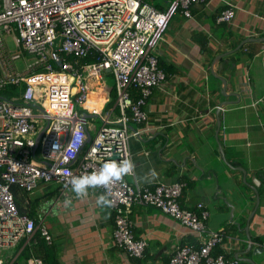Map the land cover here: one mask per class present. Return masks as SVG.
Here are the masks:
<instances>
[{
    "label": "crops",
    "instance_id": "crops-1",
    "mask_svg": "<svg viewBox=\"0 0 264 264\" xmlns=\"http://www.w3.org/2000/svg\"><path fill=\"white\" fill-rule=\"evenodd\" d=\"M228 2L235 19L218 23ZM191 15L179 12L153 52L167 79L147 100V124L132 125L144 132L131 139L135 170L126 179L142 187L184 184L181 206L197 211L203 204L207 229L225 234L214 254L264 264V0H207L192 6ZM88 85L103 89L101 116L114 112L115 120L116 102L108 108L113 75ZM40 186L45 200L33 192L23 196L24 208L48 229L61 264H170L177 246L199 248L206 239L159 209L136 205L133 232L148 247L142 259H134L115 243L112 209L96 203L103 190L90 188L87 198L78 199L59 184ZM47 186L53 189L45 194ZM49 199L50 208L43 210ZM26 243L9 249L11 261L4 264H29L19 257ZM29 251L31 258L45 257L42 249Z\"/></svg>",
    "mask_w": 264,
    "mask_h": 264
},
{
    "label": "built area",
    "instance_id": "built-area-1",
    "mask_svg": "<svg viewBox=\"0 0 264 264\" xmlns=\"http://www.w3.org/2000/svg\"><path fill=\"white\" fill-rule=\"evenodd\" d=\"M165 1L166 9L158 10L141 0H0V91L21 88L12 98L0 97V256L22 241L36 244L38 231L52 243L43 222L21 214L19 197L32 194L40 183L71 189L73 176L97 171L108 161L133 162L130 142L140 139L144 129L132 125L147 124V100L167 79L153 52L179 12L191 18L192 6L207 0ZM227 6L218 23L235 19V6ZM88 56L95 60L82 63ZM106 74L114 77L120 114L112 120L114 112L101 116L95 106L89 108L88 114L103 122L96 130L95 119L84 118L73 99L87 106L89 80H103ZM99 188L112 201L115 243L128 256L143 258L147 248L134 235L131 220L134 206L143 204L199 238L206 236L199 248L177 246L170 264H240L214 254L225 234L207 229L203 204L197 211L180 205L183 184L133 187L125 177L110 191ZM29 264L44 263L33 257Z\"/></svg>",
    "mask_w": 264,
    "mask_h": 264
},
{
    "label": "clouds",
    "instance_id": "clouds-1",
    "mask_svg": "<svg viewBox=\"0 0 264 264\" xmlns=\"http://www.w3.org/2000/svg\"><path fill=\"white\" fill-rule=\"evenodd\" d=\"M84 115H91V114L85 112ZM87 118L91 119L98 117H87ZM134 170H135V164L132 162L130 158L122 159L120 161H115V160L108 161L103 163V165L97 171H93L91 173H85L81 176H73L70 180L71 190L75 194V197L78 199L87 198V196L89 195L90 188L94 189L98 187H103L106 190L110 191L112 185H114L117 182L123 181V179L126 176H132ZM151 175L155 177L156 174L154 170L151 172ZM129 183L131 186L135 187L133 183L131 182ZM168 185H172V184H168ZM65 203L70 205L71 200H66ZM96 203L101 209H107L112 206V201L111 199H109L108 194L100 195Z\"/></svg>",
    "mask_w": 264,
    "mask_h": 264
},
{
    "label": "trees",
    "instance_id": "trees-1",
    "mask_svg": "<svg viewBox=\"0 0 264 264\" xmlns=\"http://www.w3.org/2000/svg\"><path fill=\"white\" fill-rule=\"evenodd\" d=\"M141 1L153 6L154 8H156L158 10H165L167 7L164 0H141ZM165 5H166V7H165ZM94 60H95V57L88 56L82 60V63L92 62ZM116 97H117V95H116V90H115V86H114L112 88L111 101L108 104V108H109V106H112L116 102ZM15 193H17V192H15ZM25 196H29V194H25ZM22 198H24V197L22 196ZM22 198L19 197L17 200L18 207L20 209L21 214L22 215L30 214V217L33 218L32 212L28 213L27 211H25V208H24L25 204H24V200ZM34 217H35V215H34ZM114 226H115V220H114ZM114 229H115V227H114ZM35 238H36V244H34L33 246L25 245V247L22 250V253L20 254L19 257L22 256L27 261L31 258L30 257L31 253L29 251V248L33 249V250L35 249L36 251L42 249L43 255L45 256L42 258L44 264H61L60 259H59L58 246H56L54 243L47 244L46 241L41 237V233L39 231L36 232ZM34 254H35V252H34Z\"/></svg>",
    "mask_w": 264,
    "mask_h": 264
},
{
    "label": "rangeland",
    "instance_id": "rangeland-1",
    "mask_svg": "<svg viewBox=\"0 0 264 264\" xmlns=\"http://www.w3.org/2000/svg\"><path fill=\"white\" fill-rule=\"evenodd\" d=\"M8 42H9V44H10V47H11V49H14V45H13V43H12V40L11 39H9L8 40ZM57 45H58V43H57ZM155 52V51H154ZM18 67L19 68H23L24 66H23V63H19L18 64ZM108 82H109V87H112L113 86V81L111 80V78H108ZM90 81V83H93V80H89ZM20 90H21V88H12V87H9L6 91H0V97H8V98H12V96H14L16 93H20ZM92 92H94L95 94H97V96H98V98H101V101L103 102L104 101V91H103V89L102 88H98L97 90L96 89H94ZM105 96H106V94H105ZM73 101H74V103H75V107H76V110L77 111H79L80 113H89V107L88 106H86L85 104H80V103H77L76 102V99L74 98L73 99ZM100 111H102V109H100ZM94 119H96V118H94ZM95 124V123H94ZM102 124H103V122H102V120H101V118H97L96 119V130H99L100 128H101V126H102ZM95 134H96V132L94 131L93 132V136H95ZM53 189V186H47V187H45V189H43V191L45 192V194H47L50 190H52ZM43 193H42V191H41V186L37 189V190H35L34 191V196H33V198H35V197H40V199L42 200V201H44L45 200V198L43 197ZM46 197V196H45ZM47 198V197H46ZM51 201H52V199H49V201L47 202V204L46 205H43L42 204V207H43V210H47V209H49L50 208V206H51ZM50 221L51 222H54L55 220H54V217H50ZM11 256H12V253H11V251H9V250H4V251H2V253H1V259H3L4 260V262H10L11 261ZM20 260H23V258H20Z\"/></svg>",
    "mask_w": 264,
    "mask_h": 264
},
{
    "label": "bare ground",
    "instance_id": "bare-ground-1",
    "mask_svg": "<svg viewBox=\"0 0 264 264\" xmlns=\"http://www.w3.org/2000/svg\"><path fill=\"white\" fill-rule=\"evenodd\" d=\"M87 106L90 109L95 106L97 109L100 110V108H101V102H100L97 94L91 93L90 98H89V101L87 103Z\"/></svg>",
    "mask_w": 264,
    "mask_h": 264
},
{
    "label": "water",
    "instance_id": "water-1",
    "mask_svg": "<svg viewBox=\"0 0 264 264\" xmlns=\"http://www.w3.org/2000/svg\"><path fill=\"white\" fill-rule=\"evenodd\" d=\"M83 117L86 118V117H98V116H94V115H83ZM87 143H90V135L88 136ZM258 202L260 203L259 198H258Z\"/></svg>",
    "mask_w": 264,
    "mask_h": 264
}]
</instances>
